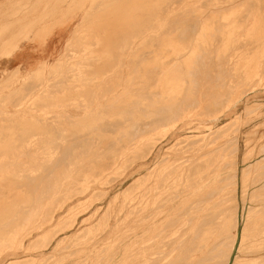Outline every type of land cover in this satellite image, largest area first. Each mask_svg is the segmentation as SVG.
<instances>
[{"label":"rangeland","instance_id":"374dc122","mask_svg":"<svg viewBox=\"0 0 264 264\" xmlns=\"http://www.w3.org/2000/svg\"><path fill=\"white\" fill-rule=\"evenodd\" d=\"M114 1L116 3L113 0H0V174L2 175H0V183H6L3 180L9 177L8 172L10 170V174L17 170L16 167L12 166V163L14 162L13 165L16 166L18 157L21 163H25V157L27 158V162H29L34 157L43 156L47 151L46 156H49L51 152L50 156L53 159L56 158L53 162L58 161L60 164L64 161L65 157L67 158L68 155L72 156V154L79 157L93 156L91 157L92 160L89 158V161H91L88 164L94 168H97L96 166L99 164V168L101 165H106L108 161H111L109 158H113V155L116 154L115 152L124 146L122 143H125L130 133L132 134L140 129L142 131L148 130L151 127L148 124H152V122L166 116L165 124L163 123L164 130L159 128L156 131L153 130V133L152 131H150V134L146 133L143 137L145 140L143 139L142 146L137 148V153L135 151L133 156L127 160L128 162L126 161L116 172L109 174V171H105L102 175L106 176V178L96 184L95 188L86 198L83 197L76 203H67L66 207L65 204L62 205L58 202H45L43 204V201L38 200V205L42 204L45 208L42 205L37 206V203L36 205L34 203L38 207L35 213L38 212L41 218L38 216V219H40L37 222L33 219L34 217L29 219L25 232L23 230L21 238L24 241L25 248H20L19 240L10 244L0 254V264H10L11 262L13 264H136L135 252L131 248V244L135 240L134 227H136L135 221L137 216L136 211H133V199L141 193L146 196L145 190L152 185L155 178L157 176L162 177L166 173L164 174L161 171H165V169L168 171L170 168L172 170L167 181H173L172 184L176 193L181 192L185 186V183L182 182L179 188V175L190 169L199 172L203 168V171L199 173L197 179L194 181L201 188L203 185L201 183H203L208 175L215 177L212 188L216 189L217 185H221L220 194L212 196L214 201H202L197 205L199 208H206L211 202L214 203V211H211V213L215 214L203 218L205 228H214L218 224V219L220 221L222 217H226V220L230 224L228 233H232L235 229L233 227L235 215L238 222V231L236 232L238 242L242 236V231L244 242H242L241 249L239 245L242 239L239 245L238 242L235 244L229 264L236 258L238 260L237 264H262V262L264 264V212H262L264 209V0ZM108 4L110 5L108 6ZM164 5L166 6L164 7ZM102 6L105 7H103L104 11L101 12ZM133 7L135 10H130ZM155 7L158 10L161 9L158 11ZM161 11L163 14L160 13ZM154 12H156V15H154ZM106 13L107 16H105ZM135 14L139 16L137 17ZM141 15H145L142 18L147 19L140 18ZM65 19L73 22L72 31L67 40L57 49L56 55L51 57L49 61L40 63L38 66L28 70L23 68L3 69L4 58L9 59L17 51L19 44L29 39H41L42 33L46 34L53 27L61 26L65 22ZM100 19L101 21L104 19L106 21L104 20L105 22L103 23ZM139 21H142L143 26ZM105 23H107L105 28L109 26L111 29L103 30ZM153 24L155 25L153 26ZM99 25L101 26L99 27ZM140 26L141 30L143 29L142 31L139 29ZM146 27H150L151 29V31H149L150 29L146 30L151 35V38L149 37V40H146L148 43L146 41L144 43L142 40ZM121 28L125 30H121L119 33L118 29L120 30ZM137 29L139 30L137 31ZM156 29L159 32L163 31L162 33L166 36L165 39L163 37V40L166 43L171 41L170 38L172 37L171 44H166L161 40L162 37L160 36L162 33H159ZM133 32L136 33V36ZM212 32L214 33L212 34ZM123 33L126 34L129 40L131 39L130 42ZM118 34H121V36L118 37ZM207 34L211 36L209 35L208 37ZM133 35L138 39H135ZM167 35H170L169 38ZM112 36L115 38L113 39ZM123 36L126 39H123ZM116 38L118 39V46L115 44L117 43ZM156 38H159L158 42L155 41L157 40ZM99 40H102V42L100 43ZM132 40L133 43L131 42ZM123 41L127 45L131 43V47L134 42L136 45L134 44L135 47L133 46V50H130V45L127 48L126 44H122ZM161 41L163 42L161 43ZM113 42L115 43L113 44ZM154 43L157 45V48ZM110 44L111 46L114 45L113 48L110 47ZM97 45H100V47ZM152 46L153 48H151ZM119 47L120 49H118ZM124 47L125 49H123ZM142 47L143 49L145 47L148 48L143 50ZM177 47L179 48L177 49ZM128 49L131 53L126 51ZM110 50L114 51L111 52ZM175 50H181L184 55L177 58L178 52ZM114 52L117 59L114 57ZM127 52L128 55L126 56ZM108 65L109 67H107ZM143 67L145 69L149 68L145 70ZM158 68L162 70H160L162 73L157 70ZM132 69H134L132 71L133 74L136 71L139 72L135 76H141L140 81H138L137 77H133L134 75L130 72ZM154 70H157L158 73L157 71L154 72ZM166 72L168 73L167 75H165ZM159 73L160 75H157ZM117 74H120V76ZM127 74L129 77L133 75L130 77L131 79L127 77ZM117 76L122 80L118 81V78L114 80ZM127 79L131 82L127 81L128 83L133 84H128L126 82ZM111 81L112 84L114 82L117 83L116 85H119L118 88L115 84L112 86ZM172 81L179 83L178 91L168 89V83ZM108 85L111 86L108 87ZM163 87H166V96L161 94L160 89L162 90ZM152 91L156 93L155 96ZM158 94H161L162 99ZM131 96L132 99H129ZM134 98L136 101L133 100ZM125 100L126 102L124 103ZM120 107L125 108H122V113H120L122 111ZM96 108L97 110H95ZM165 108L168 109L166 110ZM118 115L125 116V122L121 129L119 128L121 126L119 125L120 121L117 119ZM99 120L103 123H99ZM143 120L146 123L148 122V124ZM110 122L113 123L111 125L113 126L112 128L107 127ZM96 123H99V126ZM104 123L105 125H103ZM127 124L130 125L129 129ZM166 124L168 127L165 130ZM94 126H97V129H100L101 133L104 131L103 133L105 134H99L100 130L96 131ZM139 126L141 128H138ZM218 129L222 130L219 131ZM225 129L227 135L223 137ZM86 130H90L93 137L90 132L88 136V133H86L88 131ZM158 131L165 133L159 134L157 133ZM217 131L219 137H215ZM220 132L222 135L219 134ZM85 133V136L88 137H84V141L85 139L87 141L83 142L89 141L90 143H95L96 146L94 151H91L89 154L87 150L85 152L82 149V147L85 148L88 145V147L91 146L87 147L90 150L93 146L92 143H88L87 145L82 143L81 139L84 136L82 134ZM112 133L114 134L112 135ZM210 133H213V135L215 133V136ZM209 134L213 138H210ZM24 135H26V138H22ZM122 138L125 140L121 141ZM104 142H108V144L105 145ZM78 143L82 147H79ZM101 143L105 145V148H111L108 150L107 148L104 149ZM99 145H101V149ZM112 146L114 147L112 148ZM115 146L118 148L115 149ZM216 146H221V150L218 154L214 155L215 161L213 169H211L212 171L205 169L207 165L202 159L191 161L194 153L198 154V152H203L204 149ZM49 147L55 152L53 151V153ZM73 147L76 150L72 149ZM80 149L82 150L80 151ZM28 156H31L32 159ZM94 158H97V160L95 161ZM158 158L162 159H160L162 163L157 165L156 163L160 162ZM185 159L189 160L185 161ZM98 160H100L99 163ZM6 161L9 163L7 164ZM18 163L20 164V162H17V165ZM154 167H156L155 169L158 168L156 170L158 172L154 173L152 177H148L149 172H151L150 170L154 169ZM6 171H8L7 174ZM154 175L157 176L153 177ZM220 175H223V179H225L221 183H218L217 179ZM129 184L133 186L131 187ZM9 185L10 188L13 184ZM21 185L23 186V183L17 184V187H20L17 190L19 198L15 196L16 191H13L14 193H11V191L8 194V190L0 187V203L5 205L3 208L0 206V218L6 216L9 219H16L22 216V212L24 214L30 205L33 198L32 196L29 199L31 189H26L27 187H21ZM126 189L128 191H125ZM128 195L133 196L127 197ZM164 197L165 195L163 194L156 199V203L159 202L157 205H163L162 203L165 201ZM178 200L176 199V201ZM131 201H133V204H131ZM47 203L48 206L46 207ZM144 203H146V198ZM130 204L131 206H129ZM114 213H118L117 218L113 217L115 216ZM25 215H27V211ZM44 217L45 219L47 218L45 220L46 223L42 219ZM39 221H41V224H39L40 228H38V232V229H33V225L37 226ZM81 221L84 223H81ZM109 228H112L113 232L109 235V239L104 240ZM30 231H33L32 234ZM81 231L83 234H81ZM26 232L30 233L26 234ZM63 239H66V241H63ZM61 241H63V244ZM57 244H62V248ZM80 246H82V249H80ZM70 249L73 251V256ZM221 250L217 252V255L219 253L224 258ZM68 251L72 259L69 257ZM215 255L213 254L212 257ZM219 255L218 258H220ZM14 256L17 257L15 258ZM130 258L131 263H129ZM223 258H221V261ZM215 260L216 262L219 260L220 263V259L216 258H213L210 263L215 264Z\"/></svg>","mask_w":264,"mask_h":264},{"label":"bare ground","instance_id":"6f19581e","mask_svg":"<svg viewBox=\"0 0 264 264\" xmlns=\"http://www.w3.org/2000/svg\"><path fill=\"white\" fill-rule=\"evenodd\" d=\"M108 1V0H107ZM130 1V0H129ZM137 1V0H136ZM139 1H141V0H139ZM143 1V0H142ZM150 1V0H149ZM149 1H148V3H149ZM155 1V0H154ZM158 1V0H157ZM160 1V0H159ZM177 1H179V0H177ZM177 1H175V2H177ZM190 1V0H189ZM207 1V0H206ZM104 2H106V1H104ZM110 2V1H109ZM113 2L114 3H116L114 0H113ZM112 2V3H113ZM135 2V1H134ZM138 2V1H137ZM144 2H147V1H144ZM153 2V1H152ZM166 2V1H165ZM111 3V2H110ZM113 3V4H114ZM119 3V2H118ZM118 3H117V5H118ZM125 3V2H124ZM124 3H123V5H124ZM127 3V2H126ZM158 3V2H157ZM163 3V2H162ZM171 3V2H170ZM169 3V4H170ZM172 3H174V1H172ZM179 3V2H178ZM178 3H177V5H178ZM192 3V2H191ZM197 3H198V1H197ZM112 4V5H113ZM132 4H134V3H132ZM140 4H141V2H140ZM153 4V3H152ZM156 4V3H155ZM159 4V3H158ZM167 4V3H166ZM180 4V3H179ZM181 4H183V3H181ZM187 4V3H186ZM190 4V3H189ZM195 4H196V2H195ZM102 5V4H101ZM104 5V4H103ZM105 5H107V4H105ZM110 4H108V6H109ZM148 5H150V4H148ZM154 5V4H153ZM174 5V4H173ZM211 5V4H210ZM115 6V5H114ZM121 6V5H120ZM134 6V5H133ZM144 6V5H143ZM156 6V5H155ZM161 6H162V4H161ZM166 5H164V7H165ZM103 7H105V6H102V10H101V12L102 11H104L103 10ZM126 7H127V5H126ZM129 7H130V5H129ZM135 7V6H134ZM134 7L133 8H131L130 10H132V9H134ZM150 7H151V5H150ZM163 7V8H164ZM177 7V6H176ZM188 7V6H187ZM148 8V7H147ZM156 8V7H155ZM159 8V7H158ZM167 8V7H166ZM175 8V7H174ZM179 8V7H178ZM186 8V7H185ZM194 8V7H193ZM115 9V8H114ZM118 9V8H117ZM136 9H137V7H136ZM146 9V8H145ZM157 9V8H156ZM161 9V8H160ZM159 9V10H160ZM176 9V8H175ZM187 9V8H186ZM108 10V9H107ZM110 10H111V8H110ZM135 10V9H134ZM138 10H140V9H138ZM150 10V9H149ZM158 10V9H157ZM158 10V11H159ZM182 10H184V9H182ZM117 11H119V10H117ZM158 11H156V12H158ZM180 11V10H179ZM112 12H113V10H112ZM120 12V11H119ZM144 12V11H143ZM156 12H154V15H156L155 13ZM109 13V12H108ZM131 13V12H130ZM148 13V12H147ZM161 14H163L162 13V11L160 12ZM167 13V12H166ZM110 14V13H109ZM118 14H120V13H118ZM138 14V13H137ZM137 14H135L136 16H137ZM140 14H142L141 12H140ZM146 14V13H145ZM152 14V13H151ZM181 14V13H180ZM102 15V14H101ZM111 15V14H110ZM109 15V16H110ZM114 15H115V13H114ZM121 15V14H120ZM128 15V14H127ZM153 15V14H152ZM165 15H167V14H165ZM169 15V14H168ZM182 15V14H181ZM188 15V14H187ZM103 16V15H102ZM105 16H107V13H106V15ZM116 16H118V15H116ZM125 16V15H124ZM129 16V15H128ZM131 16V15H130ZM134 16V15H133ZM139 16V15H138ZM137 16V17H138ZM145 15H141V17L140 18H142V17H144ZM149 16V15H148ZM162 16V15H161ZM176 16V15H175ZM179 16V15H178ZM115 17V16H114ZM154 17V16H153ZM160 17V16H159ZM166 17H168V16H166ZM100 18V17H99ZM106 18V17H105ZM113 18V17H112ZM111 18V19H112ZM124 18V17H123ZM126 18H127V16H126ZM125 18V19H126ZM149 18V17H148ZM151 18V17H150ZM171 18V17H170ZM191 18V17H190ZM193 18V17H192ZM103 19V18H102ZM108 19V18H107ZM142 19H144V20H146L145 18H142ZM172 19V18H171ZM187 19H189V18H187ZM105 20V19H104ZM104 20H102L103 21V23L106 21H104ZM110 20V19H109ZM115 20V19H114ZM124 20V19H123ZM127 20V19H126ZM129 20H131L130 18H129ZM140 20V19H139ZM144 20H142V21H144ZM150 20V19H149ZM100 21H101V19H100ZM101 21V22H102ZM121 21V20H120ZM132 21V20H131ZM142 21H139V23L142 25ZM148 21V20H147ZM167 21H169V20H167ZM188 21V20H187ZM191 21V20H190ZM101 22H100V24H101ZM113 22V21H112ZM145 22V21H144ZM102 23V24H103ZM107 23H108V21H107ZM107 23H105L104 24V28H103V30H108V29H111V27L109 28V26H108V28H105V25H107ZM115 23H116V21H115ZM138 23V22H137ZM153 23V22H152ZM163 23H164V21H163ZM99 24V23H98ZM129 24V23H128ZM127 24V25H128ZM130 24H132L131 22H130ZM135 24V23H134ZM144 24V23H143ZM160 24H162V23H160ZM165 24V23H164ZM176 24V23H175ZM192 24V23H191ZM112 25V24H111ZM119 25V24H118ZM117 25V26H118ZM137 25H139V24H137ZM136 25V26H137ZM145 25H146V23H145ZM147 25H148V23H147ZM155 24H153V26H154ZM157 25V24H156ZM167 25V24H166ZM169 25V24H168ZM172 25V24H171ZM101 25H99V27H100ZM143 26V25H142ZM149 26V25H148ZM151 26V25H150ZM158 26V25H157ZM156 26V27H157ZM162 26V25H161ZM176 26H178V25H176ZM196 26V25H195ZM107 27V26H106ZM121 27H123V26H121ZM131 27H133L132 25H131ZM135 27V26H134ZM164 27V26H163ZM162 27V28H163ZM169 27V26H168ZM186 27V26H185ZM102 28V27H101ZM114 28V27H113ZM126 28H127V26H126ZM159 28V27H158ZM165 28V27H164ZM178 28V27H177ZM193 28V27H192ZM100 29V28H99ZM133 29V28H132ZM140 30H141V26H140V28H139ZM139 29H137V31L139 30ZM145 29V28H144ZM147 29H150V27L149 28H147L146 27V29H145V31H144V33H143V38H142V40H143V42L145 43V41L146 40H149V37L151 36V35H149L147 32H146V30ZM170 29V28H169ZM183 29V28H182ZM190 29V28H189ZM123 31V30H125V29H118V31H119V33H120V31ZM143 30V29H142ZM141 30V31H142ZM155 30V29H154ZM157 30V29H156ZM180 30V29H179ZM235 30V29H234ZM101 31V30H100ZM110 31V30H109ZM113 31V30H112ZM117 31V30H116ZM137 31H135V32H137ZM149 31H151V29L149 30ZM158 31V30H157ZM98 32H99V30H98ZM104 32V31H103ZM126 32V31H125ZM127 32H128V29H127ZM132 32V31H131ZM159 32V31H158ZM157 32V33H158ZM163 32V31H162ZM162 32H159V33H162ZM165 32V31H164ZM168 32V31H167ZM166 32V33H167ZM179 32V31H178ZM188 32V31H187ZM114 33H115V30H114ZM114 33H112V34H114ZM122 33V32H121ZM134 33V32H133ZM141 33V34H142ZM170 33V32H169ZM214 32H212V34H213ZM105 34V33H104ZM106 34H107V32H106ZM111 34V35H112ZM117 34V33H116ZM125 36H126V34L125 33H123ZM136 33H134V35H135ZM151 34V33H150ZM174 34H175V30H174ZM185 34V33H184ZM211 34V33H210ZM210 34H207L208 35V37H209V35ZM99 35H101V34H99ZM110 35V34H109ZM129 35V34H128ZM134 35H133V37H134ZM138 35H139V33H138ZM157 35V34H156ZM160 35V34H159ZM103 36V35H102ZM114 36V35H113ZM112 36V38L114 39L115 37H113ZM119 36H121V34L119 35L118 34V37ZM125 36H123L124 38L123 39H126L127 38V36H126V38H125ZM136 36V35H135ZM168 36V38H169V36L170 35H167ZM211 36V35H210ZM213 36H215V35H213ZM212 36V38H214ZM98 37V36H97ZM103 37H106V36H103ZM108 37V36H107ZM116 37H117V35H116ZM141 37V36H140ZM156 37H158V36H156ZM160 37H162L161 38V40H163V37H164V39H165V35L162 33V35L160 36ZM194 37V36H193ZM112 38H110L109 37V39L110 40H112ZM121 38V37H120ZM119 38V40H121L122 41V39H120ZM130 38H132V37H130ZM135 38V37H134ZM133 38V39H134ZM137 38V37H136ZM135 38V39H136ZM151 38V37H150ZM167 38V39H168ZM172 38V37H171ZM170 38V40L172 41V39ZM176 38H179V37H176ZM207 38V37H206ZM103 39V38H102ZM117 39V38H116ZM128 39V38H127ZM138 39V38H137ZM157 39V38H156ZM131 40V39H130ZM130 40L128 39V41L130 42ZM158 40H159V38L157 39V40H155V41H157L158 42ZM169 40V39H168ZM167 40V41H168ZM204 40V39H203ZM207 40H208V38H207ZM206 40V41H207ZM210 40H212V39H210ZM100 41V40H99ZM113 41V40H112ZM111 41V42H112ZM118 41V39L116 40V42ZM121 41H120V44H121ZM136 41V40H135ZM139 41V40H138ZM140 41H141V39H140ZM164 42H165V40H163ZM163 41H161V43L163 42ZM171 41H168V43H166V44H169ZM177 41V40H176ZM102 42V40L100 41V43ZM124 42V41H123ZM122 42V44H126L125 42L123 43ZM132 43H133V40L131 41ZM147 42V41H146ZM212 42V41H211ZM235 42V41H234ZM108 43V42H107ZM115 42H113V44H114ZM136 43H137V41H136ZM138 43H141V42H138ZM148 43V42H147ZM178 43V42H177ZM204 43V42H203ZM109 44V43H108ZM115 44H117V46H118V42L117 43H115ZM131 44V43H130ZM129 43H128V45H130ZM134 44H135V42H134ZM134 44H133V46H134ZM155 44V43H154ZM154 44H153V46H154ZM165 44V45H166ZM171 44V43H170ZM184 44V43H183ZM103 45H104V43H103ZM127 45V44H126ZM126 46L127 48L129 47V46ZM136 45V44H135ZM138 45V44H137ZM143 45V44H142ZM141 45V46H142ZM146 45H148V44H146ZM150 45V44H149ZM156 45V44H155ZM185 45V44H184ZM200 45V44H199ZM98 46V45H97ZM107 46H109V45H107ZM114 46V45H113ZM113 46H111V44H110V47L111 48H113ZM116 46V47H117ZM119 46H121V45H119ZM132 46V47H133ZM153 46L151 47V48H153ZM179 46H180V44H179ZM186 46V45H185ZM98 47H100V45L98 46ZM115 47V48H116ZM122 47V46H121ZM130 47H131V45H130ZM129 47V49L130 50H133V48L131 47L130 48ZM135 47V46H134ZM139 47V46H138ZM144 47V46H143ZM143 47H142V49H143ZM159 47V46H158ZM114 48V49H115ZM126 48V49H127ZM146 48V47H145ZM143 49V50H146V49ZM150 48V47H149ZM156 48H157V45H156ZM161 48V47H160ZM173 48V47H172ZM171 48V49H172ZM175 48H176V46H175ZM179 47H177V49H178ZM186 48H187V46H186ZM100 49H102V48H100ZM99 49V50H100ZM118 49H120V47L118 48ZM117 49V50H118ZM123 49H125V47L123 48ZM126 50V51H129L130 52V50ZM154 49H155V47H154ZM98 50V51H99ZM109 50V49H108ZM107 50V51H108ZM112 50V49H111ZM110 50V51H111ZM134 50H137V49H134ZM140 50V49H139ZM138 50V51H139ZM151 50V49H150ZM161 50V49H160ZM114 51V50H113ZM113 51H111V52H113ZM125 51V50H124ZM153 51V50H152ZM163 51V50H162ZM175 51H177L178 53V57L177 58H179V57H182L183 55H184V53H182L181 52V50H175ZM103 52V51H102ZM101 52V53H102ZM106 52V51H105ZM110 52V54H112L113 55V53H111ZM116 52V51H115ZM115 52H114V57H115ZM118 52V51H117ZM145 52V51H144ZM150 52V51H149ZM155 52H156V50H155ZM161 52V51H160ZM184 52V51H183ZM96 53H98V52H96ZM104 53V52H103ZM120 53V52H119ZM118 53V54H119ZM121 53H123L124 54V52H122L121 51ZM131 53V52H130ZM133 53H135V52H133ZM137 53H139V52H137ZM143 53V52H142ZM154 53V52H153ZM159 53V52H158ZM156 54V55H159V54ZM166 53V52H165ZM171 53V52H170ZM99 54V53H98ZM146 54H147V52H146ZM151 54V53H150ZM167 54V53H166ZM105 55H107L106 53H105ZM109 55V54H108ZM122 55V54H121ZM128 55V52L126 53V56ZM134 55V54H133ZM142 55V54H141ZM123 57H124V55H122ZM121 56V57H122ZM144 56H146V55H144ZM150 56H152V55H150ZM161 56V55H160ZM112 57V56H111ZM133 57V56H132ZM142 57V56H141ZM107 58H109V57H107ZM113 58V57H112ZM116 58V57H115ZM117 59V58H116ZM120 59V58H119ZM153 59V58H152ZM162 59V58H161ZM185 60V59H184ZM105 61H106V56H105ZM109 61H111L110 59H109ZM193 61V60H192ZM112 62V61H111ZM114 62H115V60H114ZM191 62V61H190ZM107 63V62H106ZM105 63V64H106ZM113 63V62H112ZM122 64V63H121ZM149 64V63H148ZM187 64H188V62H187ZM110 65H111V63H110ZM117 65V64H116ZM119 65H120V63H119ZM132 65V64H131ZM190 65V64H189ZM118 66V65H117ZM148 66V65H147ZM146 66V67H147ZM164 66V65H163ZM99 67V66H98ZM107 67H109V65L107 66ZM122 67V66H121ZM130 67V66H129ZM188 68H189V66H187ZM144 69H145V67H143ZM149 68V67H148ZM148 68H146L145 70H148ZM165 68V67H164ZM112 69V68H111ZM131 69V68H130ZM161 69H162V67H161ZM160 69V70H161ZM166 69V68H165ZM164 69V70H165ZM121 70V69H120ZM134 69H132V70H130V72L133 74V71ZM145 70H143V71H145ZM150 70V69H149ZM157 70H159V68L157 69ZM156 70V71H157ZM159 70V71H160ZM168 70V69H167ZM189 70V69H188ZM153 71V70H152ZM155 70H154V72H156ZM162 71V70H161ZM160 71V73H162ZM109 72H110V70H109ZM118 72V71H117ZM135 72V71H134ZM138 71H136L135 72V74H133V75H131V76H133V77H137V76H135L136 75V73H137ZM148 72H150V71H148ZM205 72V71H204ZM119 73H121L120 71H119ZM128 73V72H127ZM145 73V72H144ZM157 73H158V71H157ZM160 73L159 74H157V75H160ZM164 73V72H163ZM178 73V72H177ZM139 74V72L137 73V75ZM141 74V73H140ZM168 73L166 72V74L165 75H167ZM118 75V74H117ZM126 75V74H125ZM130 75V74H129ZM118 76H120V74L118 75ZM116 77V79H114V80H117V78H118V81L119 80H122V79H119V77ZM130 76V77H131ZM162 76V75H161ZM164 76V75H163ZM180 76V75H179ZM127 77H129L128 76V74H127ZM129 77V78H130ZM141 77V76H140ZM140 77H137L136 79L138 80V81H140ZM159 77V76H158ZM120 78H122V77H120ZM128 78V79H129ZM162 78V77H161ZM160 78V79H161ZM126 79V78H125ZM128 79L126 80V82L128 81ZM131 79V78H130ZM129 79V80H130ZM141 80H142V78H141ZM164 80H166V79H164ZM134 81H135V79H134ZM137 81V82H138ZM152 82H153V80H151ZM175 81V80H174ZM174 81H172L171 83H168V89H172V90H174V91H178V89H179V83H177V82H174ZM114 82V81H113ZM122 82V81H121ZM120 82V83H121ZM128 82H130V81H128ZM127 82V83H128ZM150 82V81H149ZM148 82V83H149ZM155 82V81H154ZM161 82H163V81H161ZM127 83H125V84H127ZM131 83V82H130ZM130 83H128V84H130ZM111 84H112V81H111ZM114 84L116 85L117 83H115L114 82ZM114 84H112V86H114ZM122 84V83H121ZM133 84V83H132ZM132 84H130V85H132ZM109 86H111V85H108V87ZM119 86V85H118ZM118 86L116 85V87L118 88ZM107 87V88H108ZM116 87H114V88H116ZM141 87V86H140ZM112 88V87H111ZM143 88V87H142ZM166 87H163L162 88V90L160 89V91H161V94L162 95H165L166 96V89H165ZM120 89V88H119ZM141 89V88H140ZM98 90V89H97ZM109 90V89H108ZM113 90V89H112ZM115 90V89H114ZM147 90V89H146ZM145 90V91H146ZM149 91V90H148ZM235 91V90H234ZM107 92V91H106ZM105 92V93H106ZM153 92V91H152ZM150 93V92H149ZM154 93V96H155V92H153ZM169 93V92H168ZM224 93H226V92H224ZM223 93V94H224ZM241 93V92H240ZM99 94H101V93H99ZM107 94H109V93H107ZM112 94V93H111ZM133 94V93H132ZM161 94H158V95H160L161 96ZM103 95V94H102ZM115 95V94H114ZM131 95V94H130ZM157 95V96H158ZM170 95H171V93H170ZM179 95H180V93H179ZM233 95V94H232ZM110 96V95H109ZM159 96V97H160ZM173 96V95H172ZM175 97H176V95H174ZM102 97V96H101ZM107 97V96H106ZM114 97V96H113ZM168 97V96H167ZM94 98H95V96H94ZM161 99H162V96L160 97ZM230 98V97H229ZM103 99V98H102ZM129 99H132V96H131V98H129ZM136 99H138L137 97H136ZM166 99V98H165ZM133 100H135V98L133 99ZM147 100V99H146ZM95 101V100H94ZM136 101V100H135ZM145 101V100H144ZM158 101H160V100H158ZM177 101V100H176ZM200 101V100H199ZM213 101V100H212ZM92 102V101H91ZM126 102V100L124 101V103ZM128 102V101H127ZM132 102V101H131ZM95 103V102H94ZM123 103V104H124ZM134 103V102H133ZM148 103V102H147ZM174 103V102H173ZM218 103V102H217ZM130 104V103H129ZM180 104V103H179ZM126 105V104H125ZM149 105V104H148ZM128 106H130V105H128ZM150 106V105H149ZM163 106V105H162ZM167 106V105H166ZM177 106V105H176ZM233 106H235V105H233ZM169 107V106H168ZM123 107H120V109H122ZM160 109H161V107H159ZM181 108V107H180ZM123 109H125V108H123ZM123 109H122V111L120 112V113H122L123 112ZM166 109V108H165ZM168 109V108H167ZM166 109V110H167ZM172 109V108H171ZM95 110H97V108L95 109ZM112 110V109H111ZM145 110H147V109H145ZM232 110V109H231ZM116 111V110H115ZM126 111V110H125ZM165 111V110H164ZM127 112V111H126ZM166 112V111H165ZM170 112V111H169ZM184 112V111H183ZM100 113V112H99ZM98 113V114H99ZM101 113H103L102 111H101ZM138 113V112H137ZM148 113V112H147ZM105 114H106V112H105ZM117 114V113H116ZM124 114V113H123ZM127 114H128V112H127ZM145 114V113H144ZM151 114V113H150ZM154 114H156V113H154ZM183 114V113H182ZM104 115V114H103ZM120 115V114H119ZM118 115V120L120 121L119 122V125H121L119 128L121 129V127H122V125H123V123L125 122L124 120H125V116L123 117V116H119ZM135 115V114H134ZM140 115V114H139ZM162 115V114H161ZM164 115V114H163ZM167 115V114H166ZM174 115V114H173ZM185 115V114H184ZM114 116V115H113ZM131 116V115H130ZM169 116V115H168ZM186 116V115H185ZM104 117H106V116H104ZM155 117V116H154ZM171 117V116H170ZM101 118H102V115H101ZM156 118V117H155ZM178 118V117H177ZM96 119V118H95ZM108 119V118H107ZM111 119V118H110ZM159 119V118H158ZM97 120V119H96ZM101 120V119H100ZM99 120V123L101 122ZM106 120V119H105ZM117 120V121H118ZM146 120V119H145ZM165 120H166V116L165 117H161L159 120H156V121H154V122H152L151 120V122H152V124H148V122L146 123L144 120V122L146 123V124H148V125H150L151 127L148 129V130H146L145 129V131H142L141 129L139 130V131H136V132H134V133H130L127 137V139L125 140V143L123 142L122 144H124V146L123 147H121L119 150H117V152H115L116 154L115 155H110V156H112L113 158H109V160L111 159V161H108L107 160V158H106V160L108 161V163L106 164V165H101V167H99L98 168V165L96 166L97 168H94L93 166H90L89 164H88V162H90L91 160H92V158L91 157H93V156H88L86 153V155L88 156V157H86V156H83V157H79V156H76L75 154V156H73V154H72V156H70V155H68V157L66 158L65 157V159H64V161H62V163L60 164V163H58V161H54L53 162V160H55L56 158H55V156H54V158L55 159H53V157H51L50 155L52 154L51 152H50V155H49V153H48V155L49 156H46V154H47V152H46V154H43V156H39V157H34L33 159H32V157L31 156H28V157H31V159L33 160H29V162H27V158L25 157V161L24 160H22V161H24L25 163H21V160L19 159V157L17 158L18 159V161H16V166L15 165H13V163H12V166L15 168H17V170L15 171V172H13V168H12V174H10V172H11V168L10 169H8V170H10L9 172L8 171H6V174H7V172L9 173V177L7 178V179H5V180H3V181H6V183H4V184H2V183H0V187L2 188V189H6V190H8L9 192H8V194L11 192V193H14L15 191H16V194H15V196L16 197H18V194H17V190H18V188L20 189V187H17V184H19V183H23V186L21 185V187H27L26 189H31V193H30V197H29V199H31L32 198V196H33V198H32V201L30 202V205L28 206V208L25 210V212H24V214H23V212H22V216H20V217H17L16 219H9L8 217H6V216H2L1 218H0V254L2 253V251L3 250H5L10 244H12V243H14V242H16L17 240H19L20 241V244H19V246H20V248H22V249H24L25 247H24V241L22 240V238H21V235L23 234V230H24V232H25V228L28 226V221H29V219H31V218H33L36 222L41 218L40 217V215H38L39 213L37 212V213H35L36 212V209L38 208L37 206H41L40 204L38 205V203L39 202H37L38 200H41V202L43 201V204L45 203V202H58V203H60V204H65V207H66V204L67 203H70V202H74V203H76V202H78V201H80V199L81 198H86L91 192H92V190L95 188V185L96 184H98L101 180H103L104 178H106V176H103L102 174L105 172V171H109V172H107V173H109V174H112L113 172H116V170L118 169V168H120L127 160H129L130 159V157H132L133 156V153L136 151V153H137V148L139 147L140 148V146H142V143H143V137H144V135H146V133H149L150 134V131H152V133H153V130L154 131H156V129H159V128H161V130H164L163 129V125L165 124L164 122H165ZM172 120V119H171ZM98 121V120H97ZM113 121V120H112ZM116 121V122H117ZM128 121V120H127ZM131 121V120H130ZM135 121V120H134ZM137 121H139V120H137ZM142 121V122H143ZM148 121V120H147ZM107 122V121H106ZM109 122V121H108ZM114 122H115V119H114ZM139 122H141V121H139ZM171 122V121H170ZM99 123H96L98 126H99ZM101 123H103V122H101ZM111 123V124H110ZM109 124H108V126L107 127H109V128H112L113 126H111L113 123L112 122H110ZM120 123H122V124H120ZM128 123V122H127ZM131 123H132V121H131ZM136 123V122H135ZM164 123V124H163ZM134 124V123H133ZM141 124V123H140ZM143 124V123H142ZM145 124V125H146ZM95 125V124H94ZM102 125V124H101ZM103 125H105V123L103 124ZM102 125V126H103ZM116 125H117V123H116ZM126 125V124H125ZM136 125V124H135ZM137 125H139L138 123H137ZM127 126H128V129L130 128L129 126V124H127ZM143 126V125H142ZM89 127V126H88ZM96 127V128H95ZM105 127V126H104ZM116 127V126H115ZM146 127V126H145ZM148 127V126H147ZM166 127H168L167 126V124L165 125V130H166ZM90 128V127H89ZM103 128V127H102ZM135 128V127H134ZM138 128H141L140 126L138 127ZM186 128V127H185ZM201 128V127H200ZM94 129H96V131L97 130H100V129H97V126H94ZM115 129V128H114ZM125 129V128H124ZM127 129V130H128ZM203 129V128H202ZM227 129V128H226ZM226 129H225V134L223 133V137L225 136V135H227V133H226ZM92 130V129H91ZM113 130V129H112ZM123 130V129H122ZM126 130V131H127ZM160 130V131H161ZM212 130V129H211ZM219 130V129H218ZM222 130V129H221ZM221 130H219V131H221ZM228 130V129H227ZM86 131H88V130H86ZM114 131V130H113ZM126 131H125V133H126ZM25 132V131H24ZM83 132V131H82ZM85 132V131H84ZM89 132L91 133V136L93 137V134H92V132L89 130L88 132H86V133H88V136L90 135L89 134ZM99 132V131H98ZM104 131H102V133H101V130H100V133L99 134H105V133H103ZM164 132V131H163ZM227 132H229V131H227ZM86 133L85 134H82V139L85 137H88V136H85L86 135ZM117 133V132H116ZM156 133V132H155ZM157 133H162V132H157ZM165 133V132H164ZM164 133H162V134H164ZM167 133V132H166ZM25 134V133H24ZM43 134V133H42ZM72 134V133H71ZM74 134H75V132H74ZM114 133H112V135H113ZM121 134V133H120ZM159 134H157V135H159ZM210 134H212L213 135V133H210ZM209 134V136H210V138L212 137L211 135ZM218 134V131L216 132V136H215V133H214V135L213 136H215V137H219V135H217ZM219 134H221V132L219 133ZM27 135H28V133H27ZM45 135H46V133H45ZM76 135V134H75ZM117 135H119L118 133H117ZM156 135V136H157ZM222 135V134H221ZM26 135H24V136H22V138H26L25 137ZM43 136H44V134H43ZM80 136V135H79ZM78 136V137H79ZM106 136H108V135H106ZM120 136V135H119ZM150 136V135H149ZM164 136V135H163ZM207 136H208V134H207ZM68 137V136H67ZM91 137V138H92ZM95 137V136H94ZM111 137V136H110ZM126 137V136H125ZM124 137V138H125ZM214 137V138H215ZM61 138V137H60ZM72 138V137H71ZM76 138V137H75ZM100 138V137H99ZM103 138V137H102ZM107 138V137H106ZM148 138V137H147ZM213 138V137H212ZM81 139V141H82V143H84L85 141H87L86 139H85V141H84V139L82 140ZM108 139V138H107ZM197 139V138H196ZM201 139V138H200ZM215 139H217V138H215ZM215 139H213V140H215ZM47 140V139H46ZM52 140V139H51ZM67 140V139H66ZM79 140V139H78ZM89 140H90V138H89ZM114 140V139H113ZM123 140V138L121 139V141ZM123 140V141H124ZM145 140V139H144ZM181 140V139H180ZM199 140V139H198ZM22 141V140H21ZM24 141V140H23ZM26 141V140H25ZM56 141V140H55ZM65 141V140H64ZM84 141V142H83ZM95 141V140H94ZM99 141V140H98ZM103 141H108V140H103ZM103 141H102V143H103ZM120 141V142H121ZM141 141V142H140ZM183 141V140H182ZM196 141V140H195ZM47 142H48V140H47ZM69 142V141H68ZM73 142H74V140H73ZM101 142V141H100ZM184 142V141H183ZM193 142V141H192ZM28 143V142H27ZM34 143V142H33ZM49 143V142H48ZM48 143H45V144H48ZM58 143H60V142H58ZM72 143V142H71ZM75 143H76V141H75ZM80 143V142H79ZM79 143H78V145H79ZM91 144L89 141L88 142H86V143H84L85 145H87V144ZM101 143V145H102V148H103V146H104V149H106L105 148V145H107L108 144V142L106 143V142H104L105 143V145H103ZM110 143V142H109ZM116 144H118L117 142H115ZM115 143H114V145H115ZM174 143V142H173ZM178 143V142H177ZM186 143V142H185ZM191 143V142H190ZM93 144V143H92ZM100 144V143H99ZM120 144V143H119ZM43 145V144H42ZM52 145H53V143H52ZM52 145H50L51 147H52ZM62 145V144H61ZM65 145V144H64ZM64 145H63V147H64ZM81 145V144H80ZM79 145V147H82V146H80ZM101 145H99L100 146V149H101ZM110 145V144H109ZM29 146V145H28ZM33 146V145H32ZM68 146H69V144H68ZM71 146V145H70ZM73 146H74V144H73ZM121 146V145H120ZM152 146V145H151ZM174 146V145H173ZM36 147V146H35ZM61 147V146H60ZM66 147V146H65ZM75 147H76V144H75ZM75 147H73L72 149H75ZM78 147V146H77ZM87 147H88V145H87ZM87 147H85V148H87ZM89 147H91V146H89ZM88 147V148H89ZM96 146H95V143L93 144V146H92V148L89 150L88 148L87 149H85V148H83L82 147V149L85 151V152H87L88 151V154L91 152V151H94V148H95ZM109 147V146H108ZM114 146H112V148H113ZM7 148H9V147H7ZM6 148V149H7ZM32 148V147H31ZM50 148V147H49ZM109 148H111V147H109ZM109 148H107V150L109 149ZM116 148H118V147H116L115 146V149ZM171 148H172V146H171ZM44 149H46V148H44ZM51 149V148H50ZM49 149V150H50ZM59 149V148H58ZM63 149H65V148H63ZM82 149H80V151L82 150ZM114 149V150H115ZM33 150V149H32ZM52 150V149H51ZM67 150V149H66ZM69 150V149H68ZM76 150V149H75ZM87 150V151H86ZM106 150V151H107ZM112 150V149H111ZM220 150H221V146H216V147H211V148H208V149H204V151L203 152H198V154L197 153H192L193 155V157L191 158V161H196L197 159H202V160H204V162H206L205 164L207 165L206 166V168L205 169H208V170H210V171H212L211 169H213L212 167H213V163H214V155L215 154H218L219 152H220ZM7 151H9L8 149H7ZM35 151V150H34ZM38 151H40V150H38ZM44 151V150H43ZM54 150H52V152H53ZM57 151V150H56ZM62 151V150H61ZM74 151V150H73ZM79 151V153L81 154V152ZM116 151V150H115ZM3 152H4V150H3ZM11 152V151H10ZM27 152V151H26ZM55 152V151H54ZM53 152V153H54ZM63 152V151H62ZM70 152V151H69ZM105 152V151H104ZM151 152V151H150ZM44 153V152H43ZM57 153V152H56ZM72 153V152H71ZM110 153H112V152H110ZM158 153V152H157ZM6 154V153H5ZM4 154V155H5ZM11 154V153H10ZM21 154V153H20ZM58 154H60V153H58ZM57 154V155H58ZM82 154H83V151H82ZM84 154V155H85ZM95 154H96V152H95ZM1 155V154H0ZM14 155V154H13ZM45 155V156H44ZM54 155V154H53ZM52 155V156H53ZM78 155V154H77ZM94 155V154H93ZM97 155V154H96ZM186 155H188V154H186ZM191 155V154H190ZM18 156V155H17ZM62 156V155H61ZM81 156V155H80ZM159 156V155H158ZM4 157V156H3ZM15 157V156H14ZM57 157V156H56ZM63 157V156H62ZM109 157V156H108ZM184 157H186V156H184ZM188 157V156H187ZM5 158V157H4ZM13 158V157H12ZM12 158H10V159H12ZM20 158H23V157H20ZM59 158V157H58ZM89 158H91V160L89 161ZM102 158V157H101ZM100 158V159H101ZM190 158V157H189ZM28 159H30V158H28ZM95 159V161L97 160V158H94ZM94 159H93V161H94ZM103 159V158H102ZM157 159V158H156ZM159 159V161H160V159L161 158H158ZM164 159V158H163ZM15 160V159H14ZM162 160V159H161ZM187 159H185V161H186ZM189 160V159H188ZM187 160V161H188ZM94 161V162H95ZM103 161V160H102ZM106 161V162H107ZM191 161H189V162H191ZM7 162V164L9 163L8 161H6ZM17 162H20V164L18 163V165H17ZM100 162V160H98V163ZM105 162V161H104ZM128 162V161H127ZM153 163H154V161H153ZM162 162L160 161L159 163H156L157 165L158 164H161ZM208 163V164H207ZM155 164V165H156ZM199 164V163H198ZM5 166V165H4ZM3 166V167H4ZM8 167H9V165H7ZM6 166V167H7ZM11 166V165H10ZM156 167H154V169H152V170H150L151 172H149V174H148V177H152V175L154 174V173H156V172H158V171H156L157 169H155ZM170 168V167H169ZM3 169V168H2ZM162 169V168H161ZM168 169V168H167ZM235 169V168H234ZM1 170V169H0ZM160 170V169H159ZM163 170V169H162ZM171 168L167 171L166 169H165V171H161L162 173L164 172V174L165 175H162V177H158L157 175V177L154 175L153 177H156L155 178V181H151L152 182V185L150 186V187H148L145 191H146V196H144V194L143 193H141V194H139L138 196H136V197H134V210L133 211H136V213H137V216H136V221H135V225H136V227H134V233H135V235H134V237H135V240H134V242L131 244V248L134 250V256H135V262H136V264H211L210 262L212 261V259L213 258H216V259H220V263H219V260H218V262H216V260H215V262L216 263H219V264H229V260H230V258H231V255H232V252H233V249H234V246H235V244H237V242H238V235H236V232L238 231V222H237V219L235 218V215H234V226L233 227H235V229L232 231V233L231 232H229L228 233V231H229V229H230V224H229V221H227L226 219V217H222V219L219 221V219L217 220L218 221V224L213 228V227H209V228H205V225L203 224L204 223V220H203V218L204 217H206V216H209V215H212V214H215V213H211V211H214V203H210L206 208L205 207H202V208H199L197 205L200 203V202H202V201H206V202H210V201H214L213 199H212V196H214V195H218V194H220V190H221V188H222V186L221 185H217L216 186V189H214V188H212V184H213V182H214V180H215V177L214 176H212V175H208L206 178H205V180L203 181V183H201V185H202V188H201V186H197V184H195L194 183V181L197 179V177H198V175H199V173L201 172V171H203V168L202 169H200L199 170V172L197 171V172H195L194 171V169H190L191 170V173H190V170H188V171H186V172H184V173H182V174H180L179 175V188H180V183H185V186L183 187V189H182V191L181 192H179V193H176V190L173 188V181H170V182H168L167 180L169 179V177H170V174H171ZM5 171V170H4ZM4 171H3V173H4ZM1 172V171H0ZM2 173V174H3ZM190 173V174H189ZM161 174V173H160ZM159 174V175H160ZM1 175V174H0ZM5 175V174H4ZM2 176V175H1ZM8 176V175H7ZM146 176V175H145ZM2 178V177H1ZM4 179V178H3ZM225 179V178H224ZM224 179H223V175H220L219 177H218V179H217V181H218V183H221L222 181H224ZM138 180V179H137ZM137 180H135L137 183H138V181ZM150 182V183H151ZM133 183V182H132ZM9 184H13V185H11V187L9 188ZM15 185H16V187H17V189H16V187H15ZM41 185H44V186H42L41 187ZM130 186H131V184H129ZM5 186H8V187H5ZM13 186H14V188H13ZM19 186V185H18ZM130 186H128L129 188H130ZM133 186V185H132ZM131 186V187H132ZM148 186V185H147ZM0 191H1V189H0ZM14 191V192H13ZM124 191V190H123ZM122 191V192H123ZM125 191H128L127 189L125 190ZM124 191V192H125ZM140 192V191H139ZM139 192H137V193H139ZM182 192H184L183 194H182V196H180V194L182 193ZM165 195V197H164V199H165V201H164V203H162L163 205H157V203L159 204V202H157L156 203V199L157 198H159V196H161V195ZM130 195V194H129ZM127 196V197H132L133 195H135V194H133L132 196ZM137 195V194H136ZM8 198H9V196H8ZM19 198V197H18ZM145 198H146V203H144V200H145ZM127 199V198H126ZM176 199H179L178 201H176ZM128 200V199H127ZM36 201V202H35ZM129 201V200H128ZM124 202H125V199H124ZM127 202V201H126ZM133 201H131V204H133L132 203ZM161 202H163V200H161ZM34 203H35V205H36V203H37V206H35L34 205ZM48 203H47V205H46V207L48 206ZM57 203V204H58ZM128 203V202H127ZM130 203V202H129ZM77 204H79V203H77ZM131 204L129 205V206H131ZM161 204V203H160ZM123 205V204H122ZM0 206H2V208L5 206V205H2V203H0ZM43 206V205H42ZM60 206V205H59ZM125 206V205H124ZM127 206H128V204H127ZM126 206V208H128ZM204 206H206V205H204ZM210 206V207H209ZM43 208H45L44 206H43ZM41 209V208H40ZM212 209V210H211ZM67 210V209H66ZM132 210V209H131ZM130 210V211H131ZM26 211H27V215H25L26 214ZM70 211V210H69ZM262 212H264V209H263V211ZM95 214V213H94ZM115 214V213H114ZM217 214H218V212H217ZM38 216L40 217L39 219H38ZM91 217V216H90ZM113 217H115V218H117L118 217V213L117 214H115V216H113ZM263 217V216H262ZM59 218V217H58ZM225 218V219H224ZM44 221L47 219H45V217L44 218H42ZM85 220V219H84ZM42 221V220H41ZM41 221H39V223H38V225H37V223H36V225L37 226H34L33 225V229H38V228H40V225L39 224H41ZM48 221V220H47ZM59 221V220H58ZM249 221V220H248ZM263 221H264V219H263ZM31 222V221H30ZM50 222V221H49ZM45 223H46V221H45ZM81 223H84V222H82L81 221ZM88 223H89V220H88ZM91 223V222H90ZM249 223V222H248ZM44 224V223H43ZM49 225H50V223H48ZM48 224H46V225H48ZM75 225V224H74ZM80 225V224H79ZM82 225V224H81ZM86 225V224H85ZM91 225V224H90ZM201 225H202V228H201ZM207 226V225H206ZM43 227V226H42ZM45 227V226H44ZM74 227V226H73ZM93 227V226H92ZM112 227V226H111ZM243 228V227H242ZM49 229V228H48ZM245 229V228H244ZM244 229H242V230H244ZM27 231H28V229H27ZM33 231H35V230H33ZM32 231V232H33ZM38 232H39V229L37 230ZM45 231V230H44ZM31 232V231H30ZM29 232V233H30ZM32 232H31V234H32ZM70 232V231H69ZM113 231H112V228H109V230H108V232H107V236L106 237H104L103 239L104 240H106V239H109V235L112 233ZM29 233H27L26 232V234H29ZM45 233V232H44ZM105 233V232H104ZM242 234V236L240 237V240L242 239V241H241V243H240V245H239V242H240V240H239V242H238V245L240 246V249L242 248V242H244V234H243V231L241 232ZM76 234H78V233H76ZM79 234H80V231H79ZM81 234H83V232L81 231ZM104 235H106V234H104ZM62 236H63V234H62ZM80 236V235H79ZM78 236V237H79ZM27 237H28V235H27ZM75 237V236H74ZM100 237V236H99ZM24 238V237H23ZM64 238H66V237H64ZM70 238V237H69ZM58 239V238H57ZM71 239V238H70ZM70 239H68V240H70ZM97 239V238H96ZM95 239V240H96ZM25 240V239H24ZM66 241V239H63V241ZM59 241V240H58ZM57 241V242H58ZM63 241H61V243L63 244ZM82 242V241H81ZM100 242V241H99ZM27 243H29V242H27ZM78 243H79V241H78ZM92 243H93V241H92ZM30 244V243H29ZM59 244V243H58ZM57 244V245H58ZM62 244H60V245H58V246H60L61 248H62ZM76 244V243H75ZM81 244V243H80ZM79 244V245H80ZM97 244H98V242H97ZM68 245V244H67ZM77 245V244H76ZM79 245H78V247H79ZM82 245H83V243H82ZM88 245V244H87ZM86 245V246H87ZM69 246V245H68ZM71 246V245H70ZM89 246V245H88ZM87 246V247H88ZM93 246V245H92ZM95 246H96V244H95ZM94 246V247H95ZM27 247V246H26ZM66 247V246H65ZM72 247V246H71ZM82 246H80V249H82L81 248ZM86 247V248H87ZM19 248V249H20ZM73 248V247H72ZM77 248V247H76ZM85 248V249H86ZM55 249H56V247H55ZM54 249V250H55ZM223 250V252H222V250ZM240 249H238V250H240ZM57 250V249H56ZM71 251H72V249H70ZM219 250H221V253H222V256H224V258L223 257H221L220 255H219V253H218V255L220 256V258H218V255H217V252H219ZM18 251V250H17ZM75 251H77V250H75ZM79 251V250H78ZM242 251V250H241ZM263 251V250H262ZM87 252V251H86ZM4 253V252H3ZM24 253V252H23ZM72 256H73V251H72ZM215 255L214 257H212V255ZM249 254V253H248ZM68 255H69V251H68ZM81 255V254H80ZM79 256V255H78ZM8 257H10V256H8ZM15 257V256H14ZM17 257V256H16ZM15 257V258H16ZM67 257V256H66ZM69 257H71L70 255H69ZM6 258V257H5ZM21 258V257H20ZM132 258H133V256H132ZM221 258H223V260L221 261ZM10 259V258H9ZM12 259V258H11ZM14 259V258H13ZM71 259H72V257H71ZM4 260V259H3ZM240 260H242V259H240ZM256 260V259H255ZM258 260H260V259H258ZM263 260V259H262ZM15 262V261H14ZM68 262H71V261H68ZM133 262H134V259H133ZM214 262V261H213ZM214 262V263H215ZM256 262V261H255ZM2 263V262H1ZM129 263H131V258H130V262ZM215 263V264H216ZM238 263V260H237V258L236 259H234L230 264H237ZM9 264V263H8ZM10 264H13L12 262L10 263ZM67 264V263H66ZM69 264V263H68ZM128 264V263H127ZM257 264V263H256ZM262 264H263V262H262Z\"/></svg>","mask_w":264,"mask_h":264},{"label":"crops","instance_id":"0c3cea01","mask_svg":"<svg viewBox=\"0 0 264 264\" xmlns=\"http://www.w3.org/2000/svg\"><path fill=\"white\" fill-rule=\"evenodd\" d=\"M72 23L71 20L69 22L65 19L61 26L53 27L46 34L42 33L41 39H29L22 42L9 59L4 58L3 69L23 68L28 70L38 66L40 63L49 61L69 37L72 31Z\"/></svg>","mask_w":264,"mask_h":264}]
</instances>
